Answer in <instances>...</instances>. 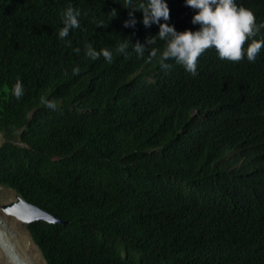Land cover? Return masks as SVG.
<instances>
[{"label": "trees", "instance_id": "obj_1", "mask_svg": "<svg viewBox=\"0 0 264 264\" xmlns=\"http://www.w3.org/2000/svg\"><path fill=\"white\" fill-rule=\"evenodd\" d=\"M142 2L0 0V185L61 219L27 226L47 264H264V47L165 68ZM168 2L169 24L199 27ZM237 3L264 22V0ZM68 7L80 25L60 38Z\"/></svg>", "mask_w": 264, "mask_h": 264}, {"label": "clouds", "instance_id": "obj_2", "mask_svg": "<svg viewBox=\"0 0 264 264\" xmlns=\"http://www.w3.org/2000/svg\"><path fill=\"white\" fill-rule=\"evenodd\" d=\"M185 3L197 10L192 16V23L199 25L195 30L191 28L178 30L174 24L168 23L171 19L168 0H143L140 7H130L143 12L142 22L145 26L150 27L153 23L159 25L157 36L165 41L161 53L163 67H169L167 61L174 59L176 63L196 75L198 58L211 47L216 49L222 59L238 61L246 56L248 60L255 61L264 47V38L254 37L264 28V22H257L256 14L251 8L238 4L237 0H185ZM112 11L118 14L116 9ZM80 14L78 8L68 7L63 10L62 27L58 32L60 38L67 37L73 28L79 27ZM129 16L131 19L124 21L126 27L137 23L134 11H130ZM155 37L149 38L151 43L156 42ZM126 47L125 43L118 46L121 52L125 51ZM134 47L143 55L142 45L138 41ZM158 51L157 47H152L147 58L157 56ZM101 54L109 62L112 60L113 53L110 49L97 50L93 45H87V56L96 59ZM79 70L78 66L73 69L75 72ZM12 92L18 99L23 96L24 84L21 79L18 78L12 85ZM42 100L49 107L56 106L53 100L45 98Z\"/></svg>", "mask_w": 264, "mask_h": 264}, {"label": "bare ground", "instance_id": "obj_3", "mask_svg": "<svg viewBox=\"0 0 264 264\" xmlns=\"http://www.w3.org/2000/svg\"><path fill=\"white\" fill-rule=\"evenodd\" d=\"M17 221L13 218L8 221L0 213V262L2 264H40L41 254L34 240L27 230L18 227L20 221Z\"/></svg>", "mask_w": 264, "mask_h": 264}, {"label": "water", "instance_id": "obj_4", "mask_svg": "<svg viewBox=\"0 0 264 264\" xmlns=\"http://www.w3.org/2000/svg\"><path fill=\"white\" fill-rule=\"evenodd\" d=\"M15 197L16 199L11 201L10 203L1 205V209L3 210L5 214L11 217H14L18 221L25 224L26 226L30 225L31 223L35 221H41V220L49 222V223H61L62 222L60 218L26 201L19 194L16 193ZM36 246L38 247L37 244ZM38 249L40 250L39 247Z\"/></svg>", "mask_w": 264, "mask_h": 264}, {"label": "rangeland", "instance_id": "obj_5", "mask_svg": "<svg viewBox=\"0 0 264 264\" xmlns=\"http://www.w3.org/2000/svg\"><path fill=\"white\" fill-rule=\"evenodd\" d=\"M3 141H4L3 135L0 133V145L3 143ZM15 196H16V192L14 190H12L11 188L4 187V186H1L0 185V213H2L3 216L6 217V219H8V221L10 220V218H13V219H15V218L14 217H11V216H9L7 214H5L3 212V210L1 209V205L8 204L11 201L15 200L16 199ZM18 223H19V225H18L19 228H24L25 230H27L29 232V230H28V228H27V226L25 224H23L22 222H18ZM37 249H38V247H37ZM38 252L41 254L40 255V258H39V261L41 262L40 264H43V263L44 264H47V262L45 261L44 256H43L41 250H39ZM0 264H2V263L0 262Z\"/></svg>", "mask_w": 264, "mask_h": 264}]
</instances>
